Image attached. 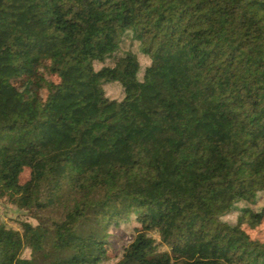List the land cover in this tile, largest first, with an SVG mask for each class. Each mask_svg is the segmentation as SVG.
<instances>
[{"label": "trees", "instance_id": "obj_1", "mask_svg": "<svg viewBox=\"0 0 264 264\" xmlns=\"http://www.w3.org/2000/svg\"><path fill=\"white\" fill-rule=\"evenodd\" d=\"M4 196L0 264H264V0H0Z\"/></svg>", "mask_w": 264, "mask_h": 264}, {"label": "rangeland", "instance_id": "obj_2", "mask_svg": "<svg viewBox=\"0 0 264 264\" xmlns=\"http://www.w3.org/2000/svg\"><path fill=\"white\" fill-rule=\"evenodd\" d=\"M125 47H132V49L135 50L136 44L133 43V45L131 46L128 41L125 43ZM140 61L142 62V64H145L147 62V60L142 56H140ZM41 71H44V74L38 72L37 76L33 78V82H30L26 78L15 81V84H17L18 88L23 92L24 97L28 100L34 101L37 104H40L42 102L45 92L50 88L51 84L56 81L55 76L49 75L47 72H45L44 69H41ZM108 93L113 97L119 96V88L116 86L109 87ZM28 176L29 169L25 168L20 175V181L24 182L28 178ZM261 203L262 201L258 199L256 205H260ZM234 216L235 214L231 213L229 215H226L224 219L232 220ZM19 220H28L32 223L35 222L25 209L17 207L7 196L0 197V225L3 224L7 227H11L13 229H18L19 231H21ZM133 223H135L134 220H131L127 224H122L120 227L111 228L110 230V232L112 233L110 241L112 247L114 248L116 259L120 257L123 247L127 245L132 239ZM247 232L251 235V237L264 241V220L255 228H247ZM161 249H163V247ZM28 254L29 251L25 249L24 255L27 256ZM116 259L112 258L109 262H106V264H111Z\"/></svg>", "mask_w": 264, "mask_h": 264}]
</instances>
